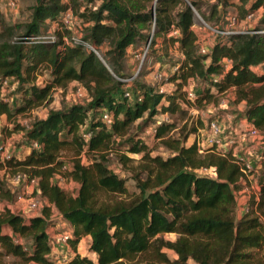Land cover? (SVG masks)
Listing matches in <instances>:
<instances>
[{"label":"trees","instance_id":"16d2710c","mask_svg":"<svg viewBox=\"0 0 264 264\" xmlns=\"http://www.w3.org/2000/svg\"><path fill=\"white\" fill-rule=\"evenodd\" d=\"M198 6V0H34L26 21L8 22L0 0V89L11 80L19 94L11 101L0 98V116L8 123L2 132L6 138L22 132L38 145L23 158L12 154L0 160V171L34 179L33 196L43 201L36 215L14 213L9 207L14 195L0 179V260L54 264L47 228L55 211L71 231L67 245L74 254L65 264H264V174L257 177L258 193L248 200L247 211L235 219V194L244 180L237 159L215 147L199 152L196 140L187 145L201 123H183L173 135L176 125L170 119L232 89L234 101L243 103L241 118L261 134L258 161L263 163L264 10L255 26L217 34L202 54L193 29ZM260 7L264 0H214L200 15L206 22L222 21V27H214L222 31L229 8L240 21ZM65 13L75 22L61 23ZM51 29L54 40L40 38ZM73 36L84 44L73 43ZM146 42V54L151 47L168 56L169 46L181 54L161 84L171 83L170 91L159 93V85L132 81L125 73L129 48ZM42 69L46 84L37 86ZM70 82L83 89L86 103L48 108L51 91ZM189 82L195 84L194 99L186 96ZM39 105L46 106L45 116L28 128L16 120ZM164 115L167 121L154 123ZM152 125L166 157L152 155L139 136ZM66 149L74 157L69 162L60 158ZM128 154L139 155L137 195L129 194L125 181L108 167L109 156L123 165L132 162ZM210 168L214 176L199 173ZM58 175L77 184L75 194L58 186ZM166 234L176 238L166 240ZM84 237L90 238L96 263L76 252Z\"/></svg>","mask_w":264,"mask_h":264},{"label":"rangeland","instance_id":"374dc122","mask_svg":"<svg viewBox=\"0 0 264 264\" xmlns=\"http://www.w3.org/2000/svg\"><path fill=\"white\" fill-rule=\"evenodd\" d=\"M213 2L214 0H198L199 12H197L196 9H194L193 12V29L197 35L198 43L201 46L200 48H203L205 51L206 47H211L213 45L215 37L217 35V33L209 27H222L224 24L222 21L215 22V20L206 22L204 18H202V16L200 15V12L206 13ZM11 3L13 6L10 5ZM33 4L34 0H1V10L8 22H24L28 19L30 15V9ZM263 10L264 8L260 7L254 13H252L251 18H245L244 20L238 21L237 24L234 26V30L243 31L255 26ZM230 14H234V10L232 8H229L227 16ZM147 42L145 44L140 45L141 47L138 48L137 52H133V50L130 52L131 54L128 59L129 62L128 60L126 61L129 65L126 63L125 73H127L129 79L132 81L133 79L137 80L138 78H140L138 82L145 81L148 85H153L156 87L157 85L163 84L165 80L169 77V75L174 71V66L175 63L179 60V56L174 53L176 52V49H174L172 46L168 47L167 53L169 54L165 57L160 56L159 51H156V48L151 47L148 51V54L144 55L143 52L147 47ZM153 54H155L156 57ZM254 70L256 72L261 73V70L258 67L254 68ZM151 73L152 75L149 76V74ZM156 74H159L161 78L160 82L155 80L156 78L154 76ZM37 76L39 77V81L42 80L43 83H46L48 74L46 71H44V69L38 72ZM132 85L133 83H129L126 89L130 90L132 88ZM75 86V82H70L65 88L53 89L51 91V101L49 103L48 108L58 109L62 104L70 105L86 103L85 92H76ZM15 88V82L11 80L7 81V83L3 84L0 89V98L8 101H11L12 99H19V94L15 91ZM185 88L195 91V84H192L191 82L190 86H186ZM164 89L166 91H170L172 89V86L170 88L166 87ZM234 100L235 96L233 90L228 89L226 92L215 94L210 101L203 103V105L199 108H188L186 114L183 116L181 115L177 117V114L172 116V118L170 119L176 125V128L172 132V134L174 135L177 132L176 129L179 130L183 123L193 127H198L199 123H201V127L198 128L197 133L194 135H190L186 144H191L193 140L197 139V137L202 141V137H204L205 135L207 124L211 120L217 121L222 126H224V132L228 131L226 134H233L234 129H236L237 126L240 125V123L245 122L244 119L241 118V114L243 112V103H236ZM46 110V106L39 105L33 108L30 112L17 115L16 120L23 127L29 126L34 118H43L45 116ZM167 120L168 117L166 115L157 116L154 118V123L158 124L161 121ZM5 126H8V123L6 121L5 116H3L2 120L0 121V132L2 135V128ZM153 131L154 130L152 125V127L142 129L139 136L150 149L152 155H160L161 157H166L168 155V152L165 150L164 147H162L158 140H155L153 138ZM7 140L10 143V151L12 150V152H17V155L22 154V150H18L19 147L22 148L23 146H25V143L28 145L30 144V142H28L23 137L22 132L12 133L11 136L7 138ZM241 147L251 148L253 151V155L259 154L260 151L258 150L257 141H249L245 145H241ZM24 151H30V149L25 148ZM241 156L245 161H248L251 164V166L253 167L251 172H253L252 174L254 175L252 177H248V180L251 183L247 181L242 182L240 185L241 189L235 194V219L239 218L242 215L244 211V205H247L248 200L250 199V197H252L253 191L256 187L255 185L257 184V177L261 174V172L264 174V162L261 165L258 162H253V159L246 153L242 154ZM128 157L132 159V162L123 165L116 157L109 156L108 167L119 178L125 181V187L129 194L137 195L138 189L134 180V176L139 173L137 168H135L139 164V155L128 154ZM60 158H62L64 162H69L71 159L74 158L72 150L66 149L62 151ZM83 162L87 163V157H85L84 155ZM254 171H256V173H254ZM205 174L214 176L213 171H207ZM9 178L10 177L8 175L5 176L4 173H1L0 171V179L4 181L6 186L12 191L14 195L13 202L9 205L10 209L14 213L19 214H22V212L27 213L28 215H36L37 213H39L41 207L36 211H30L27 208L29 200L35 197L32 193L33 187L31 185H27L25 182L11 181ZM140 178L143 179L144 175L141 174ZM54 180L60 188L64 189V191L68 192L69 194H75L77 184L62 176H56ZM102 197L103 196H101L100 198ZM40 206L42 205L40 204ZM51 213V218H49L50 225L47 228L49 244L51 245L52 249L50 259L54 262V264H65L69 261V259H71L74 252L70 248V246H67L65 248V251L62 252V250L60 249H62L63 247L60 248L57 245H54V237L60 232L70 231V228L69 225L65 221H63L55 211H51ZM163 237L166 240H174L176 238L174 234H166ZM89 239V237L82 238L77 245L76 252L79 256L86 257L90 259L93 263H96V255L89 250ZM24 245L28 246L27 243H24ZM163 252L167 253L169 259L176 258V256L170 251L163 250ZM14 261V259L6 257L0 260V264H14ZM137 264L148 263L138 261Z\"/></svg>","mask_w":264,"mask_h":264},{"label":"built area","instance_id":"2783aa9c","mask_svg":"<svg viewBox=\"0 0 264 264\" xmlns=\"http://www.w3.org/2000/svg\"><path fill=\"white\" fill-rule=\"evenodd\" d=\"M80 1L84 2V0H80ZM10 5L13 6L12 3ZM251 17H252V14H249L246 16L247 19L251 18ZM60 21H61V23L65 24V25H69V24L75 22V20L71 18L70 13L62 14V16H60ZM237 22L238 21L236 19V15L230 14V15H228L227 23L223 27L222 31L219 29H214V28H211V29L214 32H216L217 34L227 35L230 32H233V31L236 32V30H234V26L237 24ZM53 27H54V25H53ZM173 34L175 35L176 32H173ZM40 38L43 40H54L52 29L48 33H45L44 35H42ZM32 39H36V38H32ZM72 42L75 44H84L76 36L72 37ZM90 49H92V51H94L93 48H90ZM147 50H148V44H147L145 51L143 52L144 55L146 54ZM200 53L204 54V53H206V51L203 48H200ZM224 62H225V68H227L229 62L227 60H225ZM154 77L156 78V79L154 78L155 80L160 82L161 78H160L159 74H156ZM38 78L39 77L37 76L36 85L37 86H44L46 83H43L42 80L39 81ZM7 81H9V80H7V79L4 80L2 85L7 83ZM75 85H76L75 86L76 92H78V93L82 92L83 93V89L76 82H75ZM157 90L159 93H163L166 91L164 89L163 85H159ZM185 92H186V96L188 99H194L195 98V93L191 89H185ZM124 95L126 97L130 96L128 92H126ZM103 118L109 123V119L106 115H104ZM24 127L28 128L29 126H24ZM224 130H225V127L222 126L219 122L214 121V120L209 121V123L207 124L205 135H204V137H202V141H201V139L199 141L200 145L197 144L199 152H202V149L206 148V147H215L216 150H219V151L227 150V151L232 152L233 150L237 149V147H239L241 145H245L249 141H257L258 150H260L259 152H261V150H262V141H261L262 137H261V134L258 131V129H256L253 125L248 124L246 121L243 122V124L240 123V125L237 126L236 129H234L233 134H226L228 131L224 132ZM197 139H199V138L197 137ZM29 147H30V149L37 148L38 145L34 142H30ZM9 148H10V143H8L7 138L4 137V135H2L0 132V160L1 161H5L6 159H9V157L12 155ZM233 157L235 159H237V163L240 166V170L244 175L243 182L247 181V182L251 183L248 180V177L253 176V174H252L253 172H251L253 167L251 166V164L248 161H245L243 159V157H241V158H236V156H233ZM263 162H264V158H263ZM63 170H65V167L63 168ZM207 171L211 172V171H213V169L212 168H210L208 170L203 169V170H200L199 172L201 174H205ZM2 172L4 173V171H2ZM250 172H251V174H250ZM9 179L11 181H16V182H25L27 185H31L32 187H34L36 185V181L34 179L33 180H27L26 176L21 174V173H16V174L10 176ZM255 186L256 187H255V190L253 191L252 196L256 197V195L258 193V187H257V184ZM251 189H252V187H251ZM39 201H40V199L38 197H34V198L30 199L28 202L27 208L30 211L38 210L40 207H42V206H40V204L42 205V201H40V204H39ZM243 210L245 212L247 211V205H244ZM70 237H71V231L60 232V233L56 234V236L54 237V245L55 246L57 245L60 248L63 247L62 249H60L63 252V251H65V248L68 246L67 242L70 239ZM20 242H22V241H20Z\"/></svg>","mask_w":264,"mask_h":264},{"label":"crops","instance_id":"0c3cea01","mask_svg":"<svg viewBox=\"0 0 264 264\" xmlns=\"http://www.w3.org/2000/svg\"><path fill=\"white\" fill-rule=\"evenodd\" d=\"M233 9V8H232ZM234 10V9H233ZM200 46V45H199ZM201 47V46H200ZM210 48V46H208V47H206V50H208ZM175 49V48H174ZM133 50V52H137L138 51V49H133L132 47L131 48H129V50H128V54H127V60L129 59V56H130V52ZM176 55H178L179 56V59L181 58V54H178L179 53V51L176 49V52H174ZM128 62H129V60H128ZM128 62H126L127 64H128ZM129 65V64H128ZM156 67V66H155ZM154 67V68H155ZM150 75H152V73L151 74H149V76ZM148 76V77H149ZM190 84H191V82H189V84H188V86H190ZM193 84V83H192ZM172 86V84L171 83H166V84H164L163 85V87L164 88H166V87H171ZM3 116L4 115H1L0 116V121L2 120V118H3ZM243 124V123H242ZM200 139H197L196 140V142H197V144L198 145H200ZM9 143V142H8ZM28 143V142H27ZM24 147V149L26 148V149H30V147H29V145L28 144H26L25 143V146H23ZM23 147L21 148V147H19V151H21L22 150V154L21 155H17V152L15 153V152H12V150H11V153L13 154V155H15L17 158H23L25 155H27L30 151H24V149H23ZM10 149V148H9ZM244 153H246L248 156H250L252 159H253V162L255 161V162H258L260 165H261V162L260 161H258V159H259V154H252L253 153V151H252V149L251 148H242L241 146H239V147H237V149H235V150H233L232 151V155L233 156H236V158H241L242 156V154H244ZM253 155V156H252ZM1 173H2V171H1ZM254 173H256V171H254ZM254 175V174H253ZM24 215H27V216H33V214H31V215H28L27 213H24Z\"/></svg>","mask_w":264,"mask_h":264},{"label":"water","instance_id":"95a60500","mask_svg":"<svg viewBox=\"0 0 264 264\" xmlns=\"http://www.w3.org/2000/svg\"><path fill=\"white\" fill-rule=\"evenodd\" d=\"M157 1V0H156Z\"/></svg>","mask_w":264,"mask_h":264}]
</instances>
